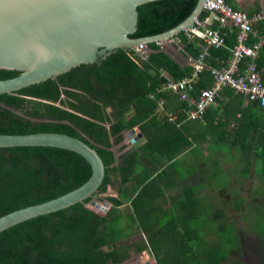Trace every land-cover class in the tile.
<instances>
[{
  "label": "trees",
  "instance_id": "obj_1",
  "mask_svg": "<svg viewBox=\"0 0 264 264\" xmlns=\"http://www.w3.org/2000/svg\"><path fill=\"white\" fill-rule=\"evenodd\" d=\"M196 3L197 0H163L138 7L136 29L129 37H149L173 29L190 15ZM225 3L232 7L229 0H225ZM206 16L207 13L203 12L199 20ZM224 33L223 46L209 49L206 63L213 67L214 61H227L230 57L235 34L228 29ZM176 37L180 40L178 45L164 48L156 43L146 45L145 60L132 50H115L99 63L82 65L53 81L17 94L0 95V134L58 133L78 138L97 151L104 165L105 178L98 193L105 192L115 175H119L122 186L127 185L134 174L135 153L123 158L122 168L116 169L111 148L121 142L123 131L131 130L141 122L136 113L128 119V107H134L139 113L138 104L149 103L153 105L149 106L151 114L155 113L159 101L168 98L159 94L169 82L163 73H167L174 82L189 77L192 65L188 59H195L200 51L199 41L189 40L184 33ZM257 39L252 37L251 42ZM20 75L15 70L1 69L0 81ZM202 76L194 97L199 90L210 86L209 74ZM251 104L264 110L257 103ZM183 107L181 104L179 112ZM107 110H110L109 114ZM251 126L257 127L254 124ZM146 145L149 146L144 144V147ZM188 145L189 142H186L164 153L165 161L174 160ZM236 146L241 151L246 148L242 143ZM253 156L252 167H248L247 161V166L240 173L242 178L253 169L264 175V167L261 168L262 161L264 165V145L262 153L254 152ZM91 173V167L82 156L67 150L47 147L0 149V219L79 189L88 182ZM149 178L136 181V188L140 190L136 192L134 188L129 194L130 198L135 195L130 204L141 231L152 253L158 242L152 236L166 234L169 227L176 235L166 243L181 248L173 255L154 254L156 264H223L231 251L240 248V237L235 231L229 232L231 225L216 226V221L223 218L221 210L215 212L213 219L206 207L201 210L202 206L194 199L196 189L182 193L179 204L174 207L173 216L180 218L182 225L179 226L175 218L167 219L164 224H158L157 232L153 234V215L169 213L155 207L153 200L149 207L137 203L146 195L148 184L154 181H148ZM130 198L127 197V200ZM90 200L28 220L1 233L0 264L125 263L129 258L126 250L118 246L122 235L118 224L122 219H127L129 228L130 225L135 226L131 213L125 216L118 210L123 204L118 198H107L112 206L106 214L87 208ZM241 207L234 208L241 211ZM256 210L255 216L263 215L264 209ZM179 227L183 231L178 230ZM257 230L258 248L264 251V218L262 222H257ZM145 249L146 246L139 248L140 251Z\"/></svg>",
  "mask_w": 264,
  "mask_h": 264
},
{
  "label": "water",
  "instance_id": "obj_2",
  "mask_svg": "<svg viewBox=\"0 0 264 264\" xmlns=\"http://www.w3.org/2000/svg\"><path fill=\"white\" fill-rule=\"evenodd\" d=\"M158 1L163 0H0V70L21 74L0 81V95L17 94L82 65L99 63L115 50H134L185 33L199 21L206 0H197L190 15L173 29L154 36L130 38L136 29L137 8ZM16 147L74 152L84 158L92 173L86 184L63 197L1 218L0 234L89 199L91 210L108 212L107 202L93 200L105 178V168L91 146L58 133L0 134V149Z\"/></svg>",
  "mask_w": 264,
  "mask_h": 264
},
{
  "label": "crops",
  "instance_id": "obj_3",
  "mask_svg": "<svg viewBox=\"0 0 264 264\" xmlns=\"http://www.w3.org/2000/svg\"><path fill=\"white\" fill-rule=\"evenodd\" d=\"M229 1L230 5L234 9L248 15H252L257 12H262L264 14V0ZM263 22L264 20L258 23L255 27L256 32L260 37H264ZM261 23H263L262 26ZM211 27L214 29L219 28L216 22H212ZM226 29L233 33V30H231L230 27H225L221 30L223 37H226V33H224ZM183 63H185L184 60ZM224 63L225 61L223 60L214 61L216 68H220ZM258 66L264 82V49L261 52ZM163 76L168 81H173L167 73H163ZM202 80H204V78H202ZM140 105L141 104H138L137 107L139 113L136 112L134 107L129 106V111L126 116L129 119L133 117L134 113H136L138 119H141V122L134 126L131 130L123 131V139L120 143L113 146L115 152L111 149V151L116 153L114 154V167L116 169L122 168V160L123 158H126L127 155L135 153L134 156L136 161L132 181L127 185L122 186L119 175L113 176L114 184L116 183L115 197L123 203L118 207V210L123 208H127V210L130 209V200L134 197L132 196L130 198V192L136 188V181H141L145 177H151L155 180L160 175L161 178H165V187L162 186V189L167 192V198L163 195L161 187L156 185L154 188L153 201L155 207L165 208V211H167L166 213H170L171 208L177 207V203L180 201L182 193L188 189H196L197 193L194 199H196L198 203L203 201V199L206 200L207 197H209V201L211 202H218L219 200L212 196L214 193L224 190L235 191L239 188H234V186L236 184H240L232 180L230 185L231 188L229 187L230 189L219 190L220 187L216 189L214 188V179L217 176V171L214 170L213 166H219L221 154L223 155V158L226 157V155L223 154L224 149L226 151H230L235 156L237 155L241 157L242 161H244V167L247 166V161L248 167H252L251 161H253V153H262L263 151L264 110L257 108L244 97L234 95L230 90L222 92L221 97L217 101L216 107L207 112L203 124L186 121L182 122L183 118L179 117V108L181 107V103H179L178 100L172 96H168L166 99L165 111L161 113L156 110L155 113L151 114L152 110L149 106H153L152 104L144 103L141 106ZM106 113L109 114L110 110H107ZM144 115L146 116L144 117ZM167 116H178L179 126L169 123L167 121ZM252 124L257 125V127L251 126ZM186 142H189V145L185 147L177 156H175L174 160L169 162L165 161V157L163 156L164 153L167 151L170 152ZM241 143L246 146L243 151L236 146ZM144 144H149V146L146 145L144 147ZM251 146L254 147L253 150H251ZM240 153L249 154L240 155ZM184 158H187V160H184ZM261 163L263 164V161ZM174 164H178L180 169L171 170L166 175L164 173L165 170L171 168ZM253 177H256L257 180H255L254 185L247 190L244 187H246L247 183L253 182ZM167 182H170L171 184L167 185ZM241 184L245 186L240 190V196H237L236 198H227L231 201L232 206L264 209V175H260L255 169H253L246 177L243 178V182ZM139 189L140 188H138L136 192ZM127 197H129L130 200H127ZM157 200L165 202L161 206H157ZM215 207H218V203H215ZM122 214L124 213L122 212ZM174 220L179 226L182 225L180 218L177 217ZM127 221V219H122L118 224L122 230L121 240L128 238L127 234L123 235L124 228L121 227L123 222L128 225L129 223ZM153 222L157 223L160 221L154 217ZM138 230L142 233L146 241L149 254H152V259L155 264L156 260L154 258V254L164 256L173 255L181 251V248H176V246L170 242L166 243L176 235V232L171 230L170 227L166 234H162L159 237L156 235L152 236L153 239L158 241L155 243V251L153 253L151 248H149L146 236L140 228H138ZM152 230L153 234L157 232V228L152 227ZM178 230L183 231L182 227H179ZM232 252L233 251L230 253ZM262 264H264V262H262Z\"/></svg>",
  "mask_w": 264,
  "mask_h": 264
},
{
  "label": "built area",
  "instance_id": "obj_4",
  "mask_svg": "<svg viewBox=\"0 0 264 264\" xmlns=\"http://www.w3.org/2000/svg\"><path fill=\"white\" fill-rule=\"evenodd\" d=\"M204 12L207 16L197 21L193 29L185 32L189 40L199 41V54L195 59L189 58L192 72L189 77L180 81H169L162 87L159 94L175 97L184 107L179 117L182 122L203 124L207 112L216 107L223 91L230 90L234 95L244 97L251 103H257L264 109V82L259 70L258 61L264 49V37L258 36L256 25L264 20V14L257 12L248 15L227 5L225 0H206ZM216 22L218 29L212 28ZM230 27L234 32V44L230 49V57L220 68L206 63L210 48L223 46L222 29ZM258 38L251 42V38ZM180 40L173 37L166 41L157 42L164 48L168 45H178ZM146 59V45H140L132 50ZM209 74L211 83L208 88L201 89L194 97L196 87L203 74ZM166 99L158 103V111H165ZM178 116H167V121L179 126Z\"/></svg>",
  "mask_w": 264,
  "mask_h": 264
},
{
  "label": "rangeland",
  "instance_id": "obj_5",
  "mask_svg": "<svg viewBox=\"0 0 264 264\" xmlns=\"http://www.w3.org/2000/svg\"><path fill=\"white\" fill-rule=\"evenodd\" d=\"M18 114H21L20 112H17ZM33 122H38L37 119H31ZM258 146V145H257ZM114 152L115 149L114 147L111 148ZM113 152V153H114ZM116 154V153H114ZM224 155H226L225 158H223V155L221 154L220 157V164L219 166L215 167L213 166L214 170L217 171V176L215 177V184H214V188H219V190L221 189H228L231 185V181H235L236 183H240V184H236L234 186V188H239L236 189L235 191H218V193H214L212 196L215 199H218V202H211L209 201V197H207V199H203L202 204V208L201 210H203L204 207L207 208L208 214L209 216H211V219H213V216L215 214V212L217 210H221L223 213V220L220 219L218 221H216V226L221 224L224 227L225 226H230L232 227L229 232L233 233L235 231V234L237 236H241V240L243 242V244L241 243L240 248L237 250H234L232 253L229 254V257H231V259L227 260L225 263L223 264H253L254 262H256V257L255 256H251L250 252H251V248L249 246V243H251V245H255L257 242V222H262L263 218H264V212L263 215L262 213H260L257 216L256 215V208L253 207H241V211H236V209L232 206L231 201H229L230 197L236 198L239 195L240 190L242 189V187H244L246 185H242L241 183L243 182V178L241 177L240 173L243 170V162L242 158L239 156H235L233 153H231L230 151H226L224 149L223 152ZM233 154V155H231ZM187 157V156H186ZM213 157V156H212ZM215 157V156H214ZM184 160H187V158H184ZM264 165L261 163V168L263 169ZM180 169V166L178 164H174L171 166V168H168L165 170V174L167 175L171 170H178ZM114 177L112 178V182L109 186H107L106 190L104 193H97L94 197L93 200H96L100 203H105L107 202L111 208V203L107 200V198L109 197H114L116 198V183L114 184ZM152 178H149L148 181H151ZM257 180L256 177L252 178V183H247L246 188L247 190L252 187L254 185V181ZM239 181V182H237ZM164 182H165V178H161V175L159 177H157L153 182L149 183L146 189V195L142 196V201L141 202H137L142 204V206L145 207H149L151 206V202L153 200V194H154V188L157 186L161 187V191L163 193V195L167 198V192L163 191L162 186H164ZM171 184L170 182H167V185ZM165 187V186H164ZM231 188V187H230ZM229 188V189H230ZM138 189V187L136 188V190ZM140 190V189H139ZM138 190V191H139ZM137 191V192H138ZM245 194V193H242ZM241 194V195H242ZM129 196V195H128ZM135 196V195H134ZM208 196V194H207ZM132 200V199H131ZM130 200V202H131ZM158 202H156V204H158L157 206H161L165 201L160 202L159 200H157ZM154 202V201H153ZM201 202H199V205L201 206ZM211 202V204H210ZM179 203V202H178ZM213 203V204H212ZM215 203H218V207H215ZM155 204V205H156ZM86 207L89 209H93L91 203H87ZM109 208V209H110ZM108 209V210H109ZM167 209V208H166ZM122 210V211H121ZM119 211H121V213L123 212L125 216H129L128 212L131 213L133 220L135 221V226L137 228L141 229L140 223L138 222V219L135 215V211H133L131 204H130V209L127 210V208H123ZM162 211H165V208H162ZM99 212V211H98ZM167 212V211H165ZM170 212L168 215H165L164 212H160V215H153V218H157L160 222H153L152 225L154 228L158 227V224H164L167 219L168 220H172L175 217L173 216V212H174V207L170 209ZM157 214V212H156ZM251 218V219H250ZM128 222V221H127ZM131 228H129V224L127 225V223L123 222L121 224V227L124 228L123 230V235H128L127 239L124 240H120V242L118 243V246L121 250H126V254L128 255V260L123 263V264H155L154 260L152 259V254H149V250L147 248L146 245V241L142 235V233L133 225H130ZM142 230V229H141ZM146 248L144 251H140L139 248ZM244 246H247V254H249L250 260H248L247 258H245L244 255ZM262 258V262H264V257L259 256L258 255V259ZM152 259V260H151Z\"/></svg>",
  "mask_w": 264,
  "mask_h": 264
},
{
  "label": "flooded vegetation",
  "instance_id": "obj_6",
  "mask_svg": "<svg viewBox=\"0 0 264 264\" xmlns=\"http://www.w3.org/2000/svg\"><path fill=\"white\" fill-rule=\"evenodd\" d=\"M240 241L241 243L243 244L242 240H241V236H240ZM249 246L250 248L252 249L251 252H250V255L251 256H255L256 257V262H254L253 264H262V258H259L258 259V255L259 256H262L264 257V251H260L259 248H258V243L256 242V244L253 246L251 245V243H249ZM247 246H244V255H245V258H247L248 260H250V257H249V254H247ZM231 259V257H229V260ZM250 264V263H249Z\"/></svg>",
  "mask_w": 264,
  "mask_h": 264
}]
</instances>
